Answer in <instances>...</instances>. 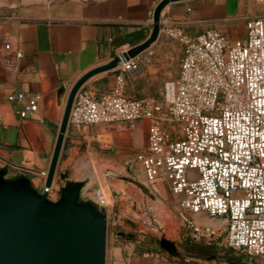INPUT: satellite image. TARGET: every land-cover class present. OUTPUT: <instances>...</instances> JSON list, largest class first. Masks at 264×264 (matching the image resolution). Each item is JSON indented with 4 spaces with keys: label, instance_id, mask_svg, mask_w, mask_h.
<instances>
[{
    "label": "crops",
    "instance_id": "0c3cea01",
    "mask_svg": "<svg viewBox=\"0 0 264 264\" xmlns=\"http://www.w3.org/2000/svg\"><path fill=\"white\" fill-rule=\"evenodd\" d=\"M159 1L0 0V166L8 167V175L23 173L38 189L44 188L45 177L39 172H47L70 87L88 69L146 39ZM248 18L241 0L168 3L160 13L157 38L138 55L140 70L125 72L127 94H161V86L169 79L164 70L170 52L165 42L167 25L174 24L191 36L214 28L231 40H243ZM18 51L21 57L15 55ZM114 73L110 70L96 74L82 87L98 95L112 86ZM19 91L26 96H40L37 111L25 118L19 116L21 102L9 99ZM108 125L109 147L118 163L135 161V154L147 146V121L140 120L133 130L125 122ZM102 135L98 130L89 132L87 127L75 129L68 125L57 172L63 164L73 162L72 153L77 149H83L88 156L90 145H94L91 141H98ZM56 177L51 185L57 193L63 182L56 183ZM69 179L84 180L70 174ZM141 184L150 193H157L156 200L160 202L168 199L167 191L178 200L163 179L148 182L144 178ZM111 201L106 206L105 264H244L231 249L191 241L185 227L183 233L168 238L178 251L177 256L169 255L160 247L159 237L147 235L138 226L128 229L129 222L119 220L112 195ZM190 216L196 223L219 228L224 234L222 219L205 212Z\"/></svg>",
    "mask_w": 264,
    "mask_h": 264
},
{
    "label": "built area",
    "instance_id": "2783aa9c",
    "mask_svg": "<svg viewBox=\"0 0 264 264\" xmlns=\"http://www.w3.org/2000/svg\"><path fill=\"white\" fill-rule=\"evenodd\" d=\"M245 25L243 40L214 28L191 36L167 25L165 34L181 44L182 55L161 99L127 94L125 72L139 71L140 63L138 56L122 57L128 49L119 51L112 86L98 95L81 87L68 125L125 122L133 130L146 120L147 146L135 161L146 181L163 179L178 198L187 237L252 259L264 257V16ZM39 98L9 95L22 104L20 118L37 111ZM55 193L53 185L47 188L50 199ZM95 200L108 205L103 196ZM197 212L222 219L224 234L196 223L190 213Z\"/></svg>",
    "mask_w": 264,
    "mask_h": 264
},
{
    "label": "water",
    "instance_id": "95a60500",
    "mask_svg": "<svg viewBox=\"0 0 264 264\" xmlns=\"http://www.w3.org/2000/svg\"><path fill=\"white\" fill-rule=\"evenodd\" d=\"M177 1L185 0L159 1L148 37L122 52L123 58L136 57L150 47L159 33L162 9ZM118 62L115 55L88 69L70 87L42 190L29 176L8 175V167L0 166V264H105L106 208L95 199L82 197L85 179H69L70 170L57 172V165L77 91L92 76L116 68ZM56 175L63 184L53 200L47 188ZM101 196L107 200L98 191L97 198ZM159 245L169 255H178L175 243L165 236L160 237Z\"/></svg>",
    "mask_w": 264,
    "mask_h": 264
},
{
    "label": "rangeland",
    "instance_id": "374dc122",
    "mask_svg": "<svg viewBox=\"0 0 264 264\" xmlns=\"http://www.w3.org/2000/svg\"><path fill=\"white\" fill-rule=\"evenodd\" d=\"M241 1H243L246 17L264 16V0ZM165 42L170 45V52L164 70L169 79H173L179 71L182 47L177 40L168 36ZM162 92L163 85L161 86L160 95L147 97L161 99ZM109 127L110 125L106 124L87 126L89 132L98 130L104 135L99 137L98 141H91L94 142V145H90L88 156L84 155L83 149H77L72 153L73 162L68 165L63 164L62 169H58V172L66 168L71 170L69 173L71 176L87 181L82 190L83 198L95 199L96 192L100 191L107 198L108 203L111 204L112 195L115 207L120 212L119 220L126 219L130 223H128V229H136L138 226L147 235H155L159 238L162 236L170 238L172 235L183 233L184 226L178 216V204L175 198L167 191V200L163 202L156 200L158 194L150 193L149 188L141 184L144 175L137 161H133L128 165L118 163L117 155L109 147ZM78 140L82 141V139ZM78 145L79 143L76 144V146ZM94 152L97 153L95 157L93 156ZM76 161L79 162L78 165L74 164ZM61 182L57 175L56 183L60 184ZM158 187L159 185H157V189ZM53 196L56 199L57 193ZM129 231L131 232V230ZM239 259L244 264H264V257L248 259V256L239 254Z\"/></svg>",
    "mask_w": 264,
    "mask_h": 264
}]
</instances>
